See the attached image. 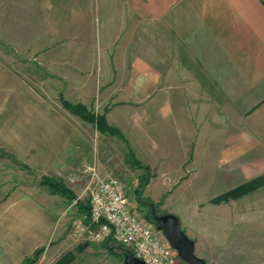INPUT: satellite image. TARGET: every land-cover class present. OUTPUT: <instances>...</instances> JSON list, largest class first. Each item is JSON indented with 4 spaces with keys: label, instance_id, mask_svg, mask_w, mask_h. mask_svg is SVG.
<instances>
[{
    "label": "crops",
    "instance_id": "crops-1",
    "mask_svg": "<svg viewBox=\"0 0 264 264\" xmlns=\"http://www.w3.org/2000/svg\"><path fill=\"white\" fill-rule=\"evenodd\" d=\"M98 3L102 25L97 29H115V41L80 42V68L69 76L74 101L98 109L102 93H108L111 112L127 110L135 118L143 111L146 127L153 125L148 120L155 111L175 127L183 151L218 157L219 166L240 175L239 183L263 174L264 0ZM103 14L115 17L112 26ZM114 74L115 88L108 89ZM76 124L94 127L78 116L57 115L33 86L0 62V137L17 157L43 172H66L72 180L80 159L90 156L83 149L74 152L73 142L82 137ZM1 206L14 228L0 232V264H21L49 238L54 220L33 195L10 196Z\"/></svg>",
    "mask_w": 264,
    "mask_h": 264
},
{
    "label": "rangeland",
    "instance_id": "rangeland-1",
    "mask_svg": "<svg viewBox=\"0 0 264 264\" xmlns=\"http://www.w3.org/2000/svg\"><path fill=\"white\" fill-rule=\"evenodd\" d=\"M98 2L0 0V62L33 86L55 107L57 115L77 117L64 108L60 99L79 102L74 101L78 98L72 93L69 76L80 68V42L115 41V29H97L102 25ZM103 17L111 26L115 22L111 14ZM69 25L82 29H65ZM74 60L78 68L72 66ZM107 86L115 88V74ZM111 97L102 93L99 108H88L104 114L121 136L118 132L102 133L89 124H76L74 128L82 137L77 142L73 138L77 145L74 152L84 150L90 155L82 157L73 171L76 180L68 181L66 172L56 174L51 169L43 172L33 167L17 157L0 137V232L14 228H10L14 220L6 217L1 204L16 194L35 196L54 220L49 238L39 246L42 250L27 264H124L118 243L94 240L89 234L75 231L74 222L84 219L89 187L98 177L119 179L132 210L160 236L162 231L146 218L151 209L142 202L158 204L157 215H177L182 230L195 242V253L208 264H264V183L252 182L264 173L239 183L240 175L219 166L223 163L218 157L202 156L206 155L203 151H183L182 143L176 141L175 127L154 116L155 111H150L152 119L148 120L153 125L146 127L143 111L135 118L128 117L127 110L111 112ZM85 164L96 168L94 181L81 173ZM44 175L62 180L76 199L51 196L40 184ZM176 264L188 263L177 256Z\"/></svg>",
    "mask_w": 264,
    "mask_h": 264
},
{
    "label": "built area",
    "instance_id": "built-area-1",
    "mask_svg": "<svg viewBox=\"0 0 264 264\" xmlns=\"http://www.w3.org/2000/svg\"><path fill=\"white\" fill-rule=\"evenodd\" d=\"M81 173L94 181L97 176L93 165L85 164ZM89 222L78 219L75 231L89 234L94 240L108 237L146 264H176L177 252L166 238L131 208L123 183L117 178H97L89 187ZM176 251V250H175Z\"/></svg>",
    "mask_w": 264,
    "mask_h": 264
},
{
    "label": "trees",
    "instance_id": "trees-1",
    "mask_svg": "<svg viewBox=\"0 0 264 264\" xmlns=\"http://www.w3.org/2000/svg\"><path fill=\"white\" fill-rule=\"evenodd\" d=\"M61 103L64 106L65 109H67L70 113L79 116L81 119H83L84 121H87L91 124H93L96 129L102 133H117L121 136V134L119 133L118 130H116L113 126H111L107 120L104 114H100V113H96L94 112L92 109L88 108L86 105H84L81 102H70L67 99L61 98ZM130 152H132L130 150ZM132 154V153H130ZM255 184H263L264 183V175L258 176L255 179H253V181ZM251 182V183H252ZM40 184L43 186H46L49 190V192L51 194H61L62 196L70 199V200H74L76 199V195L74 194V192L69 189L68 186H66V184L59 179H55L53 177H49V176H42L41 180H40ZM250 184V183H249ZM257 186V185H256ZM77 203L80 202L78 200H76ZM143 205L147 206L149 209H151L149 212H147L146 214V218L148 220H150L151 222H154L155 225H157V222L155 220V215H157V205L155 202L150 201V200H145L142 202ZM84 210L86 211L84 213V215L86 216L85 222H89V206H85ZM105 242H109V241H113L112 238L108 237L107 239L104 240ZM119 248H121L123 250V255H125L126 253H128V251L126 250L125 247H123L122 245L119 244L118 246ZM109 250H112L111 247H108ZM42 250V248H36L32 254V257H25L22 261L21 264H27L28 262H32L36 259V257L38 256L39 252Z\"/></svg>",
    "mask_w": 264,
    "mask_h": 264
},
{
    "label": "water",
    "instance_id": "water-1",
    "mask_svg": "<svg viewBox=\"0 0 264 264\" xmlns=\"http://www.w3.org/2000/svg\"><path fill=\"white\" fill-rule=\"evenodd\" d=\"M156 227L173 247L179 258L188 264H208L204 258L195 253V242L181 228L180 220L172 212L155 215ZM124 264H146L142 259L128 252L123 256Z\"/></svg>",
    "mask_w": 264,
    "mask_h": 264
}]
</instances>
